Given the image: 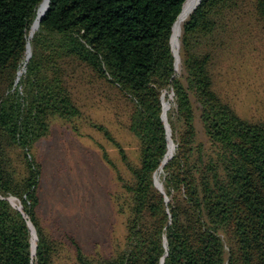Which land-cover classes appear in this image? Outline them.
<instances>
[{"label":"trees","instance_id":"trees-1","mask_svg":"<svg viewBox=\"0 0 264 264\" xmlns=\"http://www.w3.org/2000/svg\"><path fill=\"white\" fill-rule=\"evenodd\" d=\"M42 1L0 0V264H61L64 254L69 264H264V118L242 116L220 87L231 52L264 47V0H200L183 23L180 74L172 35L185 0H50L32 32ZM97 84L114 90L139 142L134 162L93 123L130 172L104 151L126 216L123 243L109 256L86 253L71 233L67 247L38 211L35 146L54 118L82 116L77 89ZM170 90L176 147L163 163ZM161 168L163 190L155 184Z\"/></svg>","mask_w":264,"mask_h":264},{"label":"rangeland","instance_id":"rangeland-1","mask_svg":"<svg viewBox=\"0 0 264 264\" xmlns=\"http://www.w3.org/2000/svg\"><path fill=\"white\" fill-rule=\"evenodd\" d=\"M254 47L229 54L220 84L221 93L242 116L250 119L264 118V47L257 41ZM181 68L179 62L178 74ZM168 92L165 95L171 100L173 91ZM77 94L82 116L71 121L54 118L50 133L35 146L43 163L38 211L49 233L67 247L66 236L71 233L86 253L109 256L123 243L126 216L116 209L115 194L121 184L104 151L123 174L130 176V172L118 148L93 123L106 126L134 162L139 160V142L129 131L112 88L100 84L79 86ZM195 119L198 138L206 142L197 110ZM171 138L175 142L172 134ZM162 173L161 168L156 175L160 181ZM13 200L15 206H22L16 197L12 196ZM33 239L36 240L35 234ZM69 261L65 254L60 259L61 264Z\"/></svg>","mask_w":264,"mask_h":264},{"label":"bare ground","instance_id":"bare-ground-1","mask_svg":"<svg viewBox=\"0 0 264 264\" xmlns=\"http://www.w3.org/2000/svg\"><path fill=\"white\" fill-rule=\"evenodd\" d=\"M199 2H200V0H186L185 3H184V6L182 8L181 13H180L177 21L175 22L174 29H173V35H172V40H173L172 41V45H173V48H174L175 53L177 54V67H178V64L180 62V58H179L178 55H179L180 36H181V33H182L183 23L188 18V16L192 12V10L198 5ZM47 3H48V0H43V2L41 3V5L39 7V10H38L37 18L35 20V24L32 27L33 28L32 32H34L35 29L38 28V21L40 20V18L42 17L43 13L45 12V10L47 8ZM29 45H30V43H29ZM30 48H31V45H30ZM30 48L28 50V55L30 53ZM170 106H171V100L168 98V96H166L164 94L163 114H164L165 119L168 116L167 115V112H168ZM174 150H175V142L171 138V135H170L169 136L168 151H167V155H166V158H165L164 163H166V161L172 156V154L174 153ZM156 183H157L158 187L163 190L162 181L159 180L158 176L156 178ZM11 201H12V197H11ZM13 202L15 203V200H13L12 203Z\"/></svg>","mask_w":264,"mask_h":264},{"label":"water","instance_id":"water-1","mask_svg":"<svg viewBox=\"0 0 264 264\" xmlns=\"http://www.w3.org/2000/svg\"><path fill=\"white\" fill-rule=\"evenodd\" d=\"M49 1L50 0H48V3H47V8H48V6H49ZM186 1V0H185ZM43 2V1H42ZM185 3V2H184ZM184 3H183V6H184ZM200 3V2H199ZM198 3V4H199ZM41 5V4H40ZM47 8H46V10H47ZM183 8V7H182ZM196 8V7H195ZM194 8V9H195ZM46 10H45V12H46ZM45 12L43 13V15L45 14ZM43 15H42V17H43ZM41 17V18H42ZM41 18H40V20H41ZM40 20L38 21V26H39V23H40ZM172 47H173V45H172ZM29 48H30V45H29V43H28V50H29ZM173 51H174V48H173ZM174 54H175V56H176V69H177V54L175 53V51H174ZM31 56V48H30V53H29V55L26 57V61L29 59V57ZM179 56V58H180V54L178 55ZM20 74L22 73V71H20L19 72ZM162 117H163V120H164V122H165V124H166V127H167V132H168V140H169V136L171 135V131H170V127H169V124H168V122H167V118L165 119V117H164V114H162ZM173 155V154H172ZM165 161V160H164ZM164 161H163V163H164ZM155 184H156V186L158 187V185H157V183H156V176H155ZM159 188V187H158ZM161 189V188H160ZM162 190V189H161ZM12 197V196H11ZM11 197H9V200L11 201ZM11 203H12V201H11ZM13 204V203H12ZM14 205V204H13ZM15 206V205H14ZM17 207V206H16ZM17 208H19L20 210L22 209V207H17ZM29 222V225H30V227H31V229H32V231H33V234H35V228H34V226H33V224L31 223V221L29 220L28 221ZM35 236H36V234H35ZM37 238V237H36ZM35 247H36V244L34 245V249H35Z\"/></svg>","mask_w":264,"mask_h":264}]
</instances>
